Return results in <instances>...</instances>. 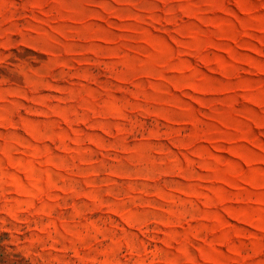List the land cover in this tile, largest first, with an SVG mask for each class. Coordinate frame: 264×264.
Here are the masks:
<instances>
[{
    "label": "rangeland",
    "instance_id": "1",
    "mask_svg": "<svg viewBox=\"0 0 264 264\" xmlns=\"http://www.w3.org/2000/svg\"><path fill=\"white\" fill-rule=\"evenodd\" d=\"M0 264H264V0H0Z\"/></svg>",
    "mask_w": 264,
    "mask_h": 264
}]
</instances>
